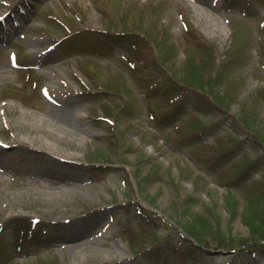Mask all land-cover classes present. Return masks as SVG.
<instances>
[{
    "label": "rangeland",
    "instance_id": "obj_1",
    "mask_svg": "<svg viewBox=\"0 0 264 264\" xmlns=\"http://www.w3.org/2000/svg\"><path fill=\"white\" fill-rule=\"evenodd\" d=\"M234 3L0 0L32 21L18 61L42 89L0 52V264H264L246 222L264 217V0ZM74 31L89 49L132 35L130 52L67 58L56 40ZM202 40L214 51L199 62ZM200 92L223 108L189 99L168 122ZM125 101L133 117L111 126ZM59 109L77 132L55 125Z\"/></svg>",
    "mask_w": 264,
    "mask_h": 264
},
{
    "label": "bare ground",
    "instance_id": "obj_2",
    "mask_svg": "<svg viewBox=\"0 0 264 264\" xmlns=\"http://www.w3.org/2000/svg\"><path fill=\"white\" fill-rule=\"evenodd\" d=\"M70 109H68V111L66 109H59L56 113V116H54L55 125L63 133H74L78 130L72 121H70V117L68 116Z\"/></svg>",
    "mask_w": 264,
    "mask_h": 264
},
{
    "label": "trees",
    "instance_id": "obj_3",
    "mask_svg": "<svg viewBox=\"0 0 264 264\" xmlns=\"http://www.w3.org/2000/svg\"><path fill=\"white\" fill-rule=\"evenodd\" d=\"M127 112H131L126 109ZM258 218V217H257ZM256 216L250 214L247 216L246 222L250 227L251 237L254 238V242L256 241H264V217H260L261 219H257Z\"/></svg>",
    "mask_w": 264,
    "mask_h": 264
}]
</instances>
